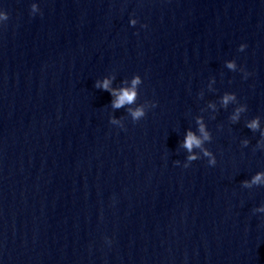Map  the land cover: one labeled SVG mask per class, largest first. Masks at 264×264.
Instances as JSON below:
<instances>
[{"label":"water","instance_id":"obj_1","mask_svg":"<svg viewBox=\"0 0 264 264\" xmlns=\"http://www.w3.org/2000/svg\"><path fill=\"white\" fill-rule=\"evenodd\" d=\"M32 2L0 0V264H264V187L240 184L264 171L244 127L264 124V0H35L29 16ZM109 73L139 74L137 103L157 106L136 123L113 111L93 87ZM225 91L247 105L237 124L232 105L206 108ZM196 116L214 167L182 166Z\"/></svg>","mask_w":264,"mask_h":264},{"label":"clouds","instance_id":"obj_2","mask_svg":"<svg viewBox=\"0 0 264 264\" xmlns=\"http://www.w3.org/2000/svg\"><path fill=\"white\" fill-rule=\"evenodd\" d=\"M42 15L38 2H32L29 5V16ZM8 13L0 7V27H2L6 21H8ZM138 23V19L130 14L128 24L130 27H135ZM141 28H146V24H140ZM247 48V44L240 43L237 47L238 52H243ZM224 67L230 72H239L241 79L247 80L252 73L247 71L243 66H238L234 59H228L224 61ZM116 80L114 73L104 75L102 78H98L94 81L93 87L101 91L109 93L110 108L115 111L119 109H125L128 117H130L133 123H136L146 116V113L151 108H155V101H144L143 103H137L139 87L142 84V78L139 74H133L130 78H124L119 81L117 86H113ZM216 84L215 77H210L206 88L208 92L215 93L217 90L214 87ZM204 91L201 90L198 93V99L204 98ZM229 105H232V110L228 116V121L231 124L239 123L241 115L247 112V105L240 103L234 92L225 91L217 97L216 100H209L206 102V108L211 110V119H215L216 113L219 109L227 110ZM203 110V109H202ZM109 123L114 125L121 130L124 129L125 125L123 118L109 115ZM196 129L186 128L183 133V138L178 141L179 148L186 152L183 163L180 160H175L174 164L188 168L190 164L198 159L206 158L207 164L210 167H214L217 163L216 157L212 151L209 150L206 145L212 141V134L208 129L203 116H196L195 118ZM219 129V125L217 126ZM244 127L249 129L252 133H259V138L256 141L255 148L260 151H264V124L261 122L259 116H254L245 121ZM250 141L248 139H241L240 145L242 147H248ZM198 150V151H195ZM241 187L249 189L252 187H264V171H257L250 178L242 180L240 182ZM253 214H264V204L252 209ZM104 242L111 246L112 239L109 237L104 238Z\"/></svg>","mask_w":264,"mask_h":264}]
</instances>
